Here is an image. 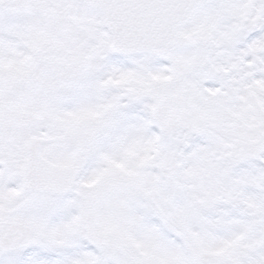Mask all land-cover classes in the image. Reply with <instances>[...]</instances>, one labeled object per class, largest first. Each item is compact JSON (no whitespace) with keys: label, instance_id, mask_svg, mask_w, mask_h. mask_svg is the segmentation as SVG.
I'll return each instance as SVG.
<instances>
[{"label":"snow or ice","instance_id":"1","mask_svg":"<svg viewBox=\"0 0 264 264\" xmlns=\"http://www.w3.org/2000/svg\"><path fill=\"white\" fill-rule=\"evenodd\" d=\"M0 264H264V0H0Z\"/></svg>","mask_w":264,"mask_h":264}]
</instances>
